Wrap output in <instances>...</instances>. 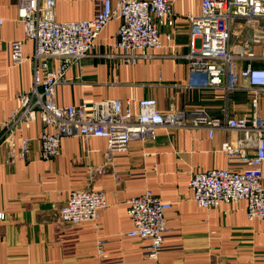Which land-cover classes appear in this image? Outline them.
Listing matches in <instances>:
<instances>
[{
	"label": "crops",
	"instance_id": "1",
	"mask_svg": "<svg viewBox=\"0 0 264 264\" xmlns=\"http://www.w3.org/2000/svg\"><path fill=\"white\" fill-rule=\"evenodd\" d=\"M94 2L56 0L55 19L91 18ZM169 2L181 18L173 28L161 29L162 45L151 50L150 57L133 65L108 57L117 52L114 44L120 24L112 18L98 35L93 52L67 68L56 86V103L89 104L107 98L135 102L152 97L160 110L173 103L222 118L220 89L184 87L190 65L185 57L189 26L183 16L197 14L200 0ZM16 39L23 40V55L31 56L33 42L23 37L16 0H0V133L2 123L18 106L17 95L32 86L31 61L13 65L9 60L10 44ZM231 43L236 52H252L255 67L264 66V18L236 21ZM241 86L228 96L227 112L233 118L253 110L247 82L241 81ZM256 112L264 114L262 95ZM41 130L36 119L15 127L0 144V264H154L145 255L147 241L127 235L133 224L125 200L146 189L171 204L165 214L167 231L158 264H264V220L249 218L243 200L203 208L192 199L188 185L193 171L246 167L240 155L253 153L254 147L240 145V153L233 155L221 148L224 142L239 145L240 130L215 128L209 136L204 127H159L154 138L133 140L125 150H113L109 164L105 162L106 140L98 136L63 137L59 153L44 159L38 140ZM21 138L29 141L26 159L19 156ZM87 188L102 190L105 196L98 230L89 223L69 225L58 218L69 192ZM98 237L105 239L106 258L96 255Z\"/></svg>",
	"mask_w": 264,
	"mask_h": 264
},
{
	"label": "built area",
	"instance_id": "2",
	"mask_svg": "<svg viewBox=\"0 0 264 264\" xmlns=\"http://www.w3.org/2000/svg\"><path fill=\"white\" fill-rule=\"evenodd\" d=\"M17 17L23 25L24 39L32 40L33 53L22 52V39L10 44V62L15 65L29 59L32 63V86L17 95L18 106L2 123L0 144L15 127L39 119L42 130L38 136L40 156L52 158L59 153L61 139L72 136L86 139L98 136L106 140V163H111L113 150H125L133 140L154 138L159 127L169 129L204 127L208 135L215 128L237 129L242 138L234 146L224 142L221 148L228 155L240 153V145L254 147L251 154H241L246 167L240 170L211 168L190 173L188 185L192 199L203 208L239 200L246 202L249 218L264 220V114L256 112L258 98L264 97V66L255 67L250 51H234L231 43L232 26L236 21L256 22L264 18V0H200L197 14L187 13L190 75L184 87L191 89H220L222 118H213L200 109L177 108L169 103L160 110L155 98H107L77 105H58L56 86L63 81L67 68L88 57L96 39L112 18L120 24L114 47L117 52L108 57L133 65L151 56V50L161 47L160 31L173 28L181 18L173 12L169 0H95L91 18L59 21L55 19L56 0H16ZM169 35V34H168ZM166 36L169 38V36ZM56 61V64L53 62ZM243 61L244 65L239 66ZM247 82L251 91L252 112L240 118L228 116V96ZM136 107V110L133 107ZM19 156L26 159L29 141L19 140ZM118 180V176H114ZM133 227L128 236L147 241L145 255L158 264L167 231L165 214L170 208L150 189L125 200ZM106 206L102 190L74 189L59 208L58 218L69 225L91 224L99 229V212ZM0 218L3 214L0 213ZM105 239L96 240V255L106 258Z\"/></svg>",
	"mask_w": 264,
	"mask_h": 264
}]
</instances>
